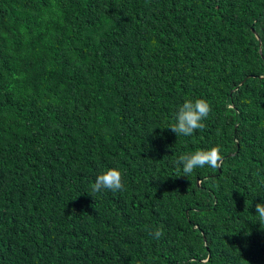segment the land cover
Returning a JSON list of instances; mask_svg holds the SVG:
<instances>
[{
    "label": "trees",
    "instance_id": "trees-1",
    "mask_svg": "<svg viewBox=\"0 0 264 264\" xmlns=\"http://www.w3.org/2000/svg\"><path fill=\"white\" fill-rule=\"evenodd\" d=\"M260 202L264 0H0V264H264Z\"/></svg>",
    "mask_w": 264,
    "mask_h": 264
},
{
    "label": "clouds",
    "instance_id": "clouds-1",
    "mask_svg": "<svg viewBox=\"0 0 264 264\" xmlns=\"http://www.w3.org/2000/svg\"><path fill=\"white\" fill-rule=\"evenodd\" d=\"M210 111L211 106L206 99H187L175 114L176 122L172 124L169 129L178 137L181 135L192 136L196 130L205 127L203 121L208 117ZM176 163L177 165H183L184 176L187 177L194 169L203 168L205 165L213 169L219 168L223 163L221 146L216 145L210 149H201L194 153L182 154ZM123 188L124 182L122 171L118 167H111L97 176L92 185V192L96 193L104 189L117 192L123 190ZM88 194L92 195L91 193ZM255 211L258 214L259 223L261 226L264 225V202L257 203L255 205ZM162 235L163 228L161 226L155 230L154 237L159 239ZM191 264H197V261L192 260ZM201 264H208V258L205 257Z\"/></svg>",
    "mask_w": 264,
    "mask_h": 264
},
{
    "label": "water",
    "instance_id": "water-1",
    "mask_svg": "<svg viewBox=\"0 0 264 264\" xmlns=\"http://www.w3.org/2000/svg\"><path fill=\"white\" fill-rule=\"evenodd\" d=\"M198 182V181H197Z\"/></svg>",
    "mask_w": 264,
    "mask_h": 264
}]
</instances>
